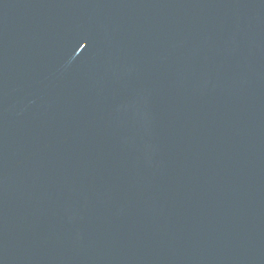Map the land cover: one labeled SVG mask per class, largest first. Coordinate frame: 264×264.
I'll return each mask as SVG.
<instances>
[{"label": "water", "instance_id": "obj_1", "mask_svg": "<svg viewBox=\"0 0 264 264\" xmlns=\"http://www.w3.org/2000/svg\"><path fill=\"white\" fill-rule=\"evenodd\" d=\"M0 264H264V0H0Z\"/></svg>", "mask_w": 264, "mask_h": 264}]
</instances>
